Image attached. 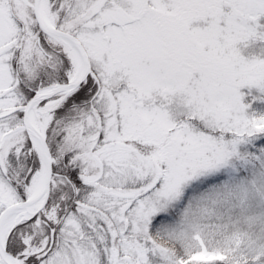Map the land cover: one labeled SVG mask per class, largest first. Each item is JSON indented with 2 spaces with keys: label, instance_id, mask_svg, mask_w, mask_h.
I'll list each match as a JSON object with an SVG mask.
<instances>
[{
  "label": "snow or ice",
  "instance_id": "6c2138e0",
  "mask_svg": "<svg viewBox=\"0 0 264 264\" xmlns=\"http://www.w3.org/2000/svg\"><path fill=\"white\" fill-rule=\"evenodd\" d=\"M0 264H264V0H0Z\"/></svg>",
  "mask_w": 264,
  "mask_h": 264
}]
</instances>
